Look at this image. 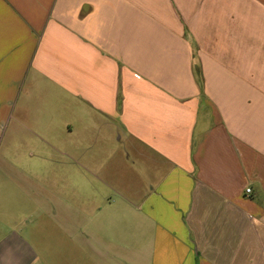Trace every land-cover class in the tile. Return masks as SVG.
Returning a JSON list of instances; mask_svg holds the SVG:
<instances>
[{
  "label": "crops",
  "instance_id": "crops-1",
  "mask_svg": "<svg viewBox=\"0 0 264 264\" xmlns=\"http://www.w3.org/2000/svg\"><path fill=\"white\" fill-rule=\"evenodd\" d=\"M0 264H264V0H0Z\"/></svg>",
  "mask_w": 264,
  "mask_h": 264
},
{
  "label": "rangeland",
  "instance_id": "rangeland-1",
  "mask_svg": "<svg viewBox=\"0 0 264 264\" xmlns=\"http://www.w3.org/2000/svg\"><path fill=\"white\" fill-rule=\"evenodd\" d=\"M2 152L4 153L3 149L1 151V153ZM61 158L65 159V157H63V156ZM12 163H13V161H12ZM42 163H44L43 160H42ZM58 174H60V173L58 172ZM72 174H74V173H72ZM58 179H60V178H58ZM72 181L74 183L73 184L74 188L72 191L74 201H75V198H79V197L82 198V196H83V197L87 198V201L90 202V207L94 208L95 206H97V203L101 200L98 196L99 191L97 189V186L90 184V185H86L85 187L84 186L82 187L83 181H82V177H81L80 173H78L77 176H74L72 178ZM73 207H74V210H76L77 206L73 205Z\"/></svg>",
  "mask_w": 264,
  "mask_h": 264
},
{
  "label": "built area",
  "instance_id": "built-area-1",
  "mask_svg": "<svg viewBox=\"0 0 264 264\" xmlns=\"http://www.w3.org/2000/svg\"><path fill=\"white\" fill-rule=\"evenodd\" d=\"M247 192L250 193L251 192V189H248Z\"/></svg>",
  "mask_w": 264,
  "mask_h": 264
}]
</instances>
